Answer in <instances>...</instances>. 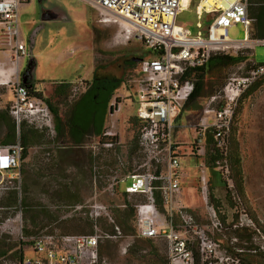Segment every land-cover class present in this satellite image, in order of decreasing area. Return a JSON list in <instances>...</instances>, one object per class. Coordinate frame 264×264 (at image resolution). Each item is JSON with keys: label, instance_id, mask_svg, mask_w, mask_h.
I'll return each instance as SVG.
<instances>
[{"label": "rangeland", "instance_id": "rangeland-1", "mask_svg": "<svg viewBox=\"0 0 264 264\" xmlns=\"http://www.w3.org/2000/svg\"><path fill=\"white\" fill-rule=\"evenodd\" d=\"M203 6L201 4L198 10ZM249 7L254 10L264 8V0H248ZM206 10L209 8L206 7ZM17 15L18 36L31 54L33 63L28 65V57L14 61L9 53L2 51H6L7 47L0 45V83H5L0 84V111L9 107L13 98L12 83L22 81L26 68H30L29 77L34 81L36 91L50 101L61 120L67 119L73 101L84 92L92 77L120 79L121 83L114 90L109 106L118 99L121 109L113 117H109L108 112L102 128L109 126L113 120L119 139L129 150V156L133 154L137 148L139 131L138 123L133 122V115L138 108L135 95L138 75L134 59L145 58L149 51L139 42L125 39L116 24L100 22L98 12L83 0H21ZM212 18V11L202 15L199 22L202 31ZM196 21L194 5L182 9L176 18L177 25L192 35L197 30ZM227 36L233 41L243 40V26H230ZM227 54H239L246 60L206 75L202 94L181 111L179 127L173 133V139L180 144L182 154L177 202L192 216L195 226V231L185 229L176 220L175 230L187 239L191 249H199V264H231L227 257L229 251L251 246L258 248L264 256V75L256 80L259 83L256 88L240 94L233 115L226 158L219 167L205 170L208 182L204 194L201 192L199 163L207 159L213 146L206 143L203 155L197 144L194 156L188 155V147L195 135L192 127L202 116L206 100L217 95L229 78L245 75L253 64H264V45L261 44L245 43L240 50L229 49ZM77 78L84 80L75 82ZM61 81L72 83V86L67 92L56 96L54 89L56 85L59 87ZM29 126L27 124L26 128ZM37 131V139L28 148L26 158L20 162V197H17L13 207L0 206V222L15 217L20 211L25 237L45 227L62 233L88 231L82 222L76 220L79 216L63 220L60 219L62 213L59 210L47 207L72 205L73 201L83 203L93 195L87 145L94 135L74 145L67 135L59 136L56 130L53 138L44 131ZM3 134L4 128L0 127V138ZM230 158L231 161L238 159L240 182ZM3 186L4 183H1L0 201L8 203L12 190H1ZM59 191L62 196H59ZM209 195H212V199ZM97 196L100 201L113 205L111 215L121 232V238L100 245V254L110 264L169 263L170 253L164 238L135 237L132 221L134 212L130 205L116 208V205L123 203L120 196H107L102 192L97 193ZM133 202L130 200V203ZM126 210L132 216L127 228L122 229L117 224V213ZM34 212H39L35 225L28 219ZM44 213L54 218L48 220ZM238 234L241 235L239 239ZM201 237L210 242V247H205L204 251L200 247ZM0 245L12 248L0 258V262L12 263L14 259L11 254L22 248L24 242L8 238L0 230ZM24 249L25 256L34 255L30 247L25 246Z\"/></svg>", "mask_w": 264, "mask_h": 264}, {"label": "built area", "instance_id": "built-area-1", "mask_svg": "<svg viewBox=\"0 0 264 264\" xmlns=\"http://www.w3.org/2000/svg\"><path fill=\"white\" fill-rule=\"evenodd\" d=\"M83 1L98 12L100 22L116 24L125 39L131 38L149 51V57L136 64L138 108L134 118L140 124L137 148L129 156L113 120L109 126L103 127L87 145L93 195L83 203L47 207L59 210L63 220L79 216L86 221L88 232L62 233L45 227L25 237L19 211L15 217L0 222V230L8 238L24 242L22 256L12 263L0 264H110L100 254V245L121 238V232L110 213L113 205L100 201L97 196L100 192L120 196L123 203L116 208L127 205L133 208L135 237L164 238L170 253L168 264H194L189 242L175 230V221L179 220L185 229L195 231L192 216L178 205L176 196L180 191L182 154L173 133L179 127V116L194 88V80L184 78L185 72L206 63L211 54L240 50L247 42L264 45V40L249 39L253 21L247 13V0H189L187 7L194 5L197 20L195 35L176 23L178 14L187 8L182 0ZM19 3L20 0H0V45L7 47L2 51L9 53L14 61L30 56L18 36ZM201 4L213 15L212 25L204 31L199 23ZM238 24L243 26L245 38L233 41L228 38L227 29ZM262 75L264 64H253L245 75L229 78L217 95L206 100L202 116L192 127L195 135L188 147V155L194 156L197 144L204 155L206 138L210 135L213 147L209 151L218 156L215 161L207 157L199 163L203 194L208 182L205 170L217 168L225 160L235 102ZM12 94L8 113L14 120L17 138L12 144L0 145V184L4 183L1 190L10 188L20 197V124L26 122L51 138L56 129L48 105L33 97L20 81L12 83ZM109 109V117H113L121 107L115 101ZM225 171L227 173V167ZM156 191L163 195L164 214L157 209ZM130 200L134 202L130 203ZM212 214L215 216L214 212ZM102 223L111 224L112 230H104ZM25 246L32 249L33 256L24 255ZM200 247L204 251L205 247H210V242L201 237ZM122 251L124 253L125 249Z\"/></svg>", "mask_w": 264, "mask_h": 264}, {"label": "trees", "instance_id": "trees-1", "mask_svg": "<svg viewBox=\"0 0 264 264\" xmlns=\"http://www.w3.org/2000/svg\"><path fill=\"white\" fill-rule=\"evenodd\" d=\"M247 13L248 16L253 20V28H251L249 39L264 40V8L261 9L259 8L258 10H254L253 8L249 7L247 8ZM245 60L246 57L239 54L230 55L227 53H217V54H211L207 59L206 63H204L203 65L188 69L185 72L184 78L193 79L194 88L192 93L189 95L188 100L185 102L184 105L185 107H183V109L188 107V105L192 101H194L198 96L202 94L203 79L206 75L222 71L229 66L242 63ZM91 81L92 82L90 83V85L89 83H87V87L85 88L84 92L81 93L73 101L66 120H61L60 117H58L56 108L50 103V101L48 99L43 98L41 93L36 91L35 83L33 80L27 78L26 81L23 83V85L26 86L29 93L33 97L44 101L48 105L55 119V129L57 131V134L59 136L63 134L67 135L69 141L74 143V145H77L81 143L85 137H88L89 135H96L101 131L105 116L110 110L109 102L112 97V94L114 90H116L119 87L121 83L120 79H111L108 77H100V78L93 77ZM258 84H259L258 81H255L247 88L246 92H250L251 90L256 88ZM69 86L70 83L60 82L59 87L58 86L55 87L54 94L56 96L62 95L64 92L68 91ZM211 92L212 91H210L209 93ZM100 95L104 96L103 97L104 102L103 105L101 106L97 104ZM116 103H119L118 99H116ZM95 112H97L99 118L97 121H95L96 123H94L92 127V125L90 124V117ZM138 125L140 128L139 123ZM26 126L27 123L22 122L19 127L18 137L22 147L21 160H24L26 158L28 148L32 145V143H34V141L37 139L39 135L37 129H33V126L30 127L31 126L30 125L28 129L26 128ZM0 127L4 128V134L0 138V145H7L14 143L17 137L15 130V123L12 117L8 113V108H5L4 110L0 111ZM206 140H207L206 141L207 144L210 143L211 141L210 135L207 136ZM217 159L218 156L216 153L215 154L210 153L208 155V160L215 161ZM230 164L231 166L234 167L236 173L238 174L239 176L238 182H240L241 177H240V167H239L238 159L234 158V160L231 161L230 158ZM60 192L61 191H59V196H62V192L61 193ZM209 196L212 199V195ZM155 198H156L158 211L161 214H164L165 209L163 205L162 193H160V191L159 192L156 191ZM78 202L73 201L72 205L78 204ZM16 203H17V195L14 191H12L8 197V203H4L3 201H0V206L13 207L15 206ZM130 211H132V209H130ZM45 215H46V219L48 220L54 218L51 215H47V214ZM38 216H39V212H34L33 214H31V216H28L29 217L28 219H30L32 224L35 225ZM131 216L132 213L128 212L127 210L121 213H117V224L119 225V227L122 229H126L128 226V221L130 220ZM133 217H134V213H133ZM76 220L82 222L84 226L87 227L86 221L83 220L82 218H76ZM101 227L104 230H112V227L110 225L103 224L101 225ZM79 231L80 232H77L76 234H83L88 232V231L83 232L82 230ZM25 233L28 235L29 231L26 229ZM240 236L241 235L238 234L237 238L239 239ZM11 250L12 248H4L3 245H0V258ZM191 252L195 264H199L200 261H199L198 249L196 251L191 249ZM11 256L14 259V261L21 258L22 248H19L18 251L11 254ZM227 257L231 260V264H264V261H261L262 258H264V256L261 255L258 248L252 246L247 248L233 249L227 253ZM163 264H168V262H164Z\"/></svg>", "mask_w": 264, "mask_h": 264}, {"label": "flooded vegetation", "instance_id": "flooded-vegetation-1", "mask_svg": "<svg viewBox=\"0 0 264 264\" xmlns=\"http://www.w3.org/2000/svg\"><path fill=\"white\" fill-rule=\"evenodd\" d=\"M92 79H93V77H92ZM92 79H91V80H92ZM91 82H92V81H89V82H88L89 85H90ZM55 85H56V84H55ZM56 87H57V85H56ZM246 91H247V89L244 90L243 93L246 92ZM103 97H104L103 95H100L99 98H98L97 104H99L100 106L103 105V102H104ZM239 97H240V95L238 96V98H237V100H236V102H235V105H234V109H233V113H232V118H231L230 129H229V133H228V136H227V144H228L229 135H230V131H231V126H232V121H233V115H234L235 107H236V104H237V102H238ZM98 118H99V115L97 114V112H95V113H93V114L91 115V117H90V124L92 125V127H93V124L96 123L95 121H97ZM133 119H134V121H135L136 123H139V122L134 118V115H133ZM134 121H133V122H134ZM226 150H227V146H226L225 151H226ZM225 156H226V154H225ZM225 158H226V157H225Z\"/></svg>", "mask_w": 264, "mask_h": 264}, {"label": "water", "instance_id": "water-1", "mask_svg": "<svg viewBox=\"0 0 264 264\" xmlns=\"http://www.w3.org/2000/svg\"><path fill=\"white\" fill-rule=\"evenodd\" d=\"M30 54V53H29ZM149 57V55H147L145 58H148ZM29 60H28V65L29 64H32V58H31V54H30V56H29V58H28ZM141 59L142 58H136V59H134V62H135V64H137L138 62H140L141 61ZM29 69L30 68H26V70H24V73H23V75H22V84L26 81V79L28 78V79H30V77H29ZM96 78H100V77H96ZM112 79V78H111ZM31 80V79H30Z\"/></svg>", "mask_w": 264, "mask_h": 264}, {"label": "bare ground", "instance_id": "bare-ground-1", "mask_svg": "<svg viewBox=\"0 0 264 264\" xmlns=\"http://www.w3.org/2000/svg\"><path fill=\"white\" fill-rule=\"evenodd\" d=\"M188 1H189V0H182V3H183V5H184L185 7H187V5H188ZM200 6H201V5H200ZM200 6H199V7H200ZM209 12H211V10H210V9H209V10H206V7H205V6L201 7V10L199 11V13L201 14V16H202L203 14H205V13H209ZM212 23H213V18H212V20L210 21V23L208 24L207 27L211 26ZM200 25H201V23H200ZM201 26H202V25H201ZM247 43H250V42H247ZM0 84H5V83L3 82V83H0Z\"/></svg>", "mask_w": 264, "mask_h": 264}, {"label": "crops", "instance_id": "crops-1", "mask_svg": "<svg viewBox=\"0 0 264 264\" xmlns=\"http://www.w3.org/2000/svg\"><path fill=\"white\" fill-rule=\"evenodd\" d=\"M21 1V0H20ZM251 41H254V40H251ZM82 80H84V79H82V78H77L76 80H75V82H82ZM61 82H67V81H61ZM74 82V83H75ZM68 83V82H67ZM72 83H70V86H69V88L72 86L71 85ZM71 90H74V89H71Z\"/></svg>", "mask_w": 264, "mask_h": 264}]
</instances>
